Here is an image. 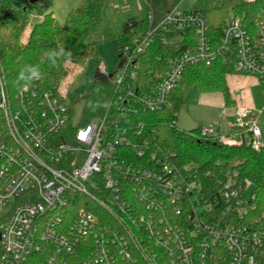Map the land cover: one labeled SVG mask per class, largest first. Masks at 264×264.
<instances>
[{
  "label": "built area",
  "instance_id": "2783aa9c",
  "mask_svg": "<svg viewBox=\"0 0 264 264\" xmlns=\"http://www.w3.org/2000/svg\"><path fill=\"white\" fill-rule=\"evenodd\" d=\"M148 20L121 52L107 111L87 123L74 121L60 87L16 92L0 69V264H264V225L251 219L254 183L231 165L208 171V184L196 164L184 176L187 164L142 120L163 109L188 67L219 60L257 79L264 100V8L255 16L232 8L217 34L193 10ZM161 29L183 37L185 50L148 69ZM263 112L237 107L225 130L202 126L198 136L260 152ZM76 196L105 216L71 213Z\"/></svg>",
  "mask_w": 264,
  "mask_h": 264
},
{
  "label": "trees",
  "instance_id": "16d2710c",
  "mask_svg": "<svg viewBox=\"0 0 264 264\" xmlns=\"http://www.w3.org/2000/svg\"><path fill=\"white\" fill-rule=\"evenodd\" d=\"M142 3V12L128 17L123 22L120 33H116L114 25L120 16L119 10L113 9L108 0H81L78 7L68 13L64 25L58 23L53 13L45 14L33 26L25 42L22 41L23 22L5 19L0 15V69L5 72L9 86L16 92L24 86H36L42 92H56L67 75L68 64L83 66L89 58L97 57L101 42L114 38L118 41L117 55L120 58L123 48L131 45L149 29L148 16L153 14L158 23L176 7L178 0L172 4V8H162L153 0ZM36 4L38 3H30L31 8H36ZM232 8L255 16L264 8V0H257L253 4L242 3L241 0H225L220 4L206 2L199 4L193 11L203 13L210 29L217 34L221 32ZM27 11L25 9L26 13ZM182 41L183 37L180 35L159 30L148 49V69L156 67L155 62L159 56L169 58L183 52L185 48L182 47ZM97 66L98 73L93 84L79 102L83 107L80 123H87L94 117L104 115L114 93L112 75L106 77L102 74L99 61ZM234 73L233 66L224 60H219L210 68L203 65L188 67L163 109L144 115L142 120L160 147L177 155L178 165L196 164L207 184L211 177L206 176L208 171L217 172L219 168L230 165L238 167L242 176L254 183L255 210L251 219L256 224L264 225V148L256 152L247 144L225 146L211 137L199 138L202 126L191 131L177 127V115L193 102V97L197 94L219 93L223 96L226 107L232 106L234 102L227 78ZM75 108L76 105H70L71 116L77 121ZM69 208L73 214L81 209H89L105 216L85 196L74 197ZM103 220L113 224L112 219Z\"/></svg>",
  "mask_w": 264,
  "mask_h": 264
},
{
  "label": "rangeland",
  "instance_id": "374dc122",
  "mask_svg": "<svg viewBox=\"0 0 264 264\" xmlns=\"http://www.w3.org/2000/svg\"><path fill=\"white\" fill-rule=\"evenodd\" d=\"M111 7L120 11L118 22L114 25V31L120 33L123 22L130 16L138 15L142 12L143 3L146 0H108ZM155 4L164 8H172L176 0H153ZM225 0H178L176 7L181 11H192L199 4H220ZM242 1V0H241ZM81 0H45L36 4V8H31L30 0H0V15L5 19H17L23 22L22 41H27L33 26L40 22L45 14L53 13L54 18L60 25H64L68 13L78 7ZM170 2V3H168ZM243 3V1H242ZM27 9V13L25 12ZM168 10V9H167ZM230 13V12H229ZM113 23V22H112ZM118 41L114 38L103 41L98 46L97 57L89 58L83 66L74 64L67 65V75L60 82V90L64 92V97L69 105H76L75 120L79 121L83 114V107L79 103L83 96L88 92L93 84V79L99 70L106 72L105 76H117L119 71V58L117 55ZM252 77L240 74L230 75V79H250ZM253 80V79H251ZM244 83H237L243 85ZM237 98L235 103L226 107L223 103L221 94H197L193 97V102L184 107L177 115V127L180 130L191 131L199 126L208 127L217 125L219 121L223 127L230 118L234 116L236 108L241 106H251L243 97ZM253 107L262 109L264 100L262 93L257 96ZM260 125L264 140V112L260 117ZM196 172V165L189 163L182 168L184 176H191Z\"/></svg>",
  "mask_w": 264,
  "mask_h": 264
},
{
  "label": "crops",
  "instance_id": "0c3cea01",
  "mask_svg": "<svg viewBox=\"0 0 264 264\" xmlns=\"http://www.w3.org/2000/svg\"><path fill=\"white\" fill-rule=\"evenodd\" d=\"M230 75L227 78L228 81V87L231 93V97L233 102L235 103V100H237V98H239L241 100L240 97H243L246 99L247 103L251 106H247V107H253V105L257 104L256 103V98L257 96H260V89H259V83L257 81V79L255 78H250V79H230ZM253 79V80H251ZM244 83L243 85H237V83ZM222 96V95H221ZM223 99V96H222ZM223 103L225 105L224 99H223ZM226 106V105H225ZM234 116L230 118V121L233 120ZM222 121H219L218 125H221ZM223 125V124H222ZM225 126L220 127L221 130H225Z\"/></svg>",
  "mask_w": 264,
  "mask_h": 264
},
{
  "label": "water",
  "instance_id": "95a60500",
  "mask_svg": "<svg viewBox=\"0 0 264 264\" xmlns=\"http://www.w3.org/2000/svg\"><path fill=\"white\" fill-rule=\"evenodd\" d=\"M42 1H44V0H30V3L35 4V3H40Z\"/></svg>",
  "mask_w": 264,
  "mask_h": 264
},
{
  "label": "clouds",
  "instance_id": "9594fccd",
  "mask_svg": "<svg viewBox=\"0 0 264 264\" xmlns=\"http://www.w3.org/2000/svg\"><path fill=\"white\" fill-rule=\"evenodd\" d=\"M33 75L35 76L36 74H35V73H33Z\"/></svg>",
  "mask_w": 264,
  "mask_h": 264
}]
</instances>
